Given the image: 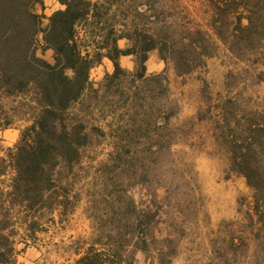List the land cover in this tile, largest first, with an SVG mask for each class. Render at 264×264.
<instances>
[{
  "label": "rangeland",
  "instance_id": "obj_1",
  "mask_svg": "<svg viewBox=\"0 0 264 264\" xmlns=\"http://www.w3.org/2000/svg\"><path fill=\"white\" fill-rule=\"evenodd\" d=\"M41 1L35 10L44 28L59 1ZM178 1L176 9H190L199 21L210 9L206 0ZM42 35H37L39 45ZM119 46L126 47L127 41L120 40ZM38 53L53 62L52 49L40 48ZM120 62L134 71L132 55L122 56ZM146 68V80L129 75L110 83L104 81L114 70L109 58L91 69L90 81L98 93L85 92L77 105L79 114H85L90 143L81 148L79 162L56 175L55 192L61 197L56 200L50 194L45 201L37 231L29 230L17 214L5 230L12 231L17 264H75V241L93 235L95 222L104 225L99 234L118 235L128 219L138 224L135 239L142 241L120 247L124 264H264V244L247 232L245 214L253 191L243 175L229 170L227 155L215 142L213 120L197 117L199 112L209 115V102L224 100L230 91L251 97L247 100L252 105L264 106V55L238 61L219 43L204 67L178 76L152 50ZM231 71L236 75L227 79ZM160 73L167 80L152 79ZM105 84L110 86L108 92ZM162 85L169 90H162ZM130 96L132 106L144 103L147 114L129 112ZM19 100L3 101L15 119L0 129V157H8L30 123L12 111ZM165 115L170 129L159 137L157 126L165 124ZM130 123L135 124L131 133L126 132ZM124 140L137 148L131 153L124 150ZM11 174L1 177L4 192ZM110 223L116 226L112 231Z\"/></svg>",
  "mask_w": 264,
  "mask_h": 264
},
{
  "label": "trees",
  "instance_id": "obj_2",
  "mask_svg": "<svg viewBox=\"0 0 264 264\" xmlns=\"http://www.w3.org/2000/svg\"><path fill=\"white\" fill-rule=\"evenodd\" d=\"M58 1L63 8L55 10L42 28V17L35 10L41 0H0V129L11 126L15 119L5 109V99L20 98L11 110L30 122L8 157H0L1 264H17L12 231L5 232L13 218L17 214L29 230L37 231L45 201L50 194L56 200L61 197L55 192L56 175L61 168L79 162L81 148L90 143L85 114H79L77 105L85 92L98 93L90 71L104 57L114 65L104 78L110 83L129 75L146 80V61L152 50L178 76L204 67L219 43L238 61L250 62L256 54L264 55V0H206L210 9L204 11L201 21L190 9H176L178 0L176 4L173 0ZM39 32L43 34L41 45ZM123 39L127 46L121 48ZM40 48L53 50V62L39 55ZM128 55L135 59L132 73L120 62ZM234 75L229 72L227 79ZM163 78L167 80L164 73L152 76L153 80ZM109 87L105 84L104 92ZM162 90L169 88L162 85ZM133 98H127L129 112L147 114L144 103L139 108L132 106ZM247 99L251 97L230 91L224 100L209 102V115L199 112L197 117L213 120L215 142L226 153L229 170L243 175L251 187V207L245 214L250 225L247 232L264 244V106L252 105ZM168 117L157 126V136L169 131ZM134 130L133 123L126 127V132ZM121 142L129 153L137 148L131 141ZM10 171L9 189L4 192L1 177ZM95 224L93 235L75 241V264H124L120 247L142 241L135 239V220L124 221V231L118 235L99 234L103 224ZM113 227L110 223L109 231Z\"/></svg>",
  "mask_w": 264,
  "mask_h": 264
},
{
  "label": "crops",
  "instance_id": "obj_3",
  "mask_svg": "<svg viewBox=\"0 0 264 264\" xmlns=\"http://www.w3.org/2000/svg\"><path fill=\"white\" fill-rule=\"evenodd\" d=\"M58 8L60 9V8H63V5H61L60 3H59V6H58ZM57 8V9H58ZM131 55H128V56H123V57H130Z\"/></svg>",
  "mask_w": 264,
  "mask_h": 264
}]
</instances>
